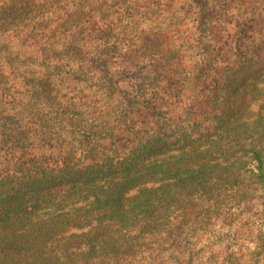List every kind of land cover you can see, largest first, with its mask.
Segmentation results:
<instances>
[{
	"label": "trees",
	"instance_id": "trees-1",
	"mask_svg": "<svg viewBox=\"0 0 264 264\" xmlns=\"http://www.w3.org/2000/svg\"><path fill=\"white\" fill-rule=\"evenodd\" d=\"M193 1L200 57L189 62L172 31L149 29L121 53L131 65L117 67L118 44L75 39L93 14H66L49 37L37 29L57 0H0V55L21 58L20 39L48 69L24 77L25 99L0 106V264H157L164 254L206 264L191 234L215 223L234 227L221 262L243 264L231 249L242 227L255 215L264 225V35L255 38L254 15L230 11L229 27L214 0ZM236 1L244 14L264 0ZM58 34L74 36L51 39ZM63 56L116 96L112 121L94 120L60 92L62 68L51 59ZM130 74L137 81L124 87ZM4 77L0 69L2 95ZM172 96L188 101L185 123L165 107Z\"/></svg>",
	"mask_w": 264,
	"mask_h": 264
},
{
	"label": "rangeland",
	"instance_id": "rangeland-1",
	"mask_svg": "<svg viewBox=\"0 0 264 264\" xmlns=\"http://www.w3.org/2000/svg\"><path fill=\"white\" fill-rule=\"evenodd\" d=\"M59 6L54 7L50 12L43 17V24L41 28H38L39 32L47 31L48 36L52 35L50 29L55 27L58 23H61L66 14L74 10H85V12L93 14L95 17L89 20L82 21L85 27V32L76 31L75 39H79L80 42H86V45L92 47L97 44L99 46L104 45L103 42L112 41L118 44L120 47L117 52L114 53L113 59L118 57L120 64L117 67H121L123 63H129L131 65L132 59L128 56L123 57L121 53L125 50L129 52L139 46L142 32L149 29H169L175 36L174 43L180 44L184 54L189 62L201 56V47L199 41L204 40V37L198 30L199 9L195 5L193 0H57ZM219 10V14H227V16H221V22L232 27L228 24L230 11L239 13V19L245 17L246 20L254 15V22L256 24V31L254 36L256 39H260L264 35V1L256 4L254 8L249 6L244 14H241V10L237 7L238 1L236 0H214ZM108 28L109 31L106 34L97 31L99 27ZM74 31V30H73ZM90 33V34H87ZM97 34V35H96ZM70 35V34H69ZM61 35L58 34L54 41L62 42L70 40L74 35ZM106 35V36H105ZM7 40L5 35L0 34V43ZM13 48L16 54L21 55V58H14L12 62L4 60L0 55V69L5 73L3 78L4 87L8 92L6 95L0 94V106L11 107L10 100L13 98L26 97V84L24 77H37L41 76L48 69L43 63L42 57H36L35 47L32 44L22 45L20 39H13ZM98 46V47H99ZM102 48V47H101ZM200 52V53H198ZM32 56L33 58H30ZM235 56H238L236 53ZM53 62H56L62 68V72L59 75H55V81L58 84L57 88L65 95V98L69 97L78 101L79 105L83 107L94 120L106 119L112 121L116 117L114 114L115 98L116 96H109L107 91L101 85V82L96 76H93L87 69L81 70L80 64L76 60H72L66 56L60 58H52ZM46 62V61H45ZM142 60H137L132 64L136 67ZM138 72L146 71L147 66L140 64L138 66ZM32 70V71H31ZM124 87H130V84H134L137 81L134 74L129 76H123ZM190 91L187 90L186 93ZM183 97V96H182ZM174 97L170 99V103L166 105L167 109H171V115L177 118V115L184 114L183 119L180 118L179 123H185L184 120L186 113V107L188 101L185 97ZM68 99V98H67ZM24 101V100H22ZM18 103V102H17ZM189 105V104H188ZM15 108L18 107L15 104ZM144 119V118H143ZM149 121L148 118H146ZM172 123V121H171ZM174 124V122H173ZM47 152V150H41L39 153ZM57 152V151H54ZM261 207V205H259ZM258 206V209L260 207ZM247 218V217H246ZM244 218V219H246ZM250 224H246L242 227V236H239L237 243L233 244L232 250H235L237 255L243 257V264H249L253 258H258L259 264H264V225L262 217L255 215L250 217ZM248 222V220H246ZM254 230V233H251ZM228 234H234V227H230L227 224L215 223L211 227L204 228L200 232L191 234L190 243L193 249L196 251L200 249L202 252L201 259H209L206 264H225L222 258L225 257L229 248L226 244L232 241ZM224 238V240H223ZM204 252V253H203ZM203 253V254H202ZM254 255V256H253ZM172 254L170 256L165 255L163 258L157 259V264H175L172 260ZM144 264H149L146 260ZM199 264H202L199 263Z\"/></svg>",
	"mask_w": 264,
	"mask_h": 264
}]
</instances>
